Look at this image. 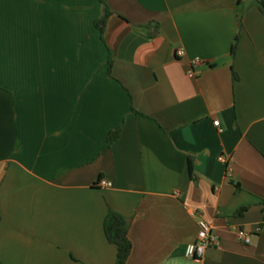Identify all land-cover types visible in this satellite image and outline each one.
Segmentation results:
<instances>
[{
    "label": "crops",
    "instance_id": "0c3cea01",
    "mask_svg": "<svg viewBox=\"0 0 264 264\" xmlns=\"http://www.w3.org/2000/svg\"><path fill=\"white\" fill-rule=\"evenodd\" d=\"M106 2L102 35L101 0H0V264H116L110 210L127 264H203L186 257L201 217L208 264H264L258 4Z\"/></svg>",
    "mask_w": 264,
    "mask_h": 264
},
{
    "label": "trees",
    "instance_id": "16d2710c",
    "mask_svg": "<svg viewBox=\"0 0 264 264\" xmlns=\"http://www.w3.org/2000/svg\"><path fill=\"white\" fill-rule=\"evenodd\" d=\"M105 4V13L101 19L96 21L97 27L100 29L102 35L105 32V28L107 25V21L109 17L112 14V11L110 10L106 0H101ZM258 7L260 11L264 14V0H257ZM238 41V40H237ZM238 44L237 42L234 44L232 53L235 54L237 51ZM110 63V70L113 64V57H110L109 60ZM121 134V128H117L109 134L108 138V143L105 148V151H108L113 143L120 137ZM190 173L191 176L194 177V167L192 163L190 164ZM246 208L240 210L237 215H242ZM1 220V216H0ZM104 227H105V233L107 235V238L109 241L112 243L116 244L118 247V255H117V262L116 264H127L132 250H133V242L130 238L129 235V230H130V221L129 219L114 211L110 210L109 213L106 216L105 222H104Z\"/></svg>",
    "mask_w": 264,
    "mask_h": 264
},
{
    "label": "built area",
    "instance_id": "2783aa9c",
    "mask_svg": "<svg viewBox=\"0 0 264 264\" xmlns=\"http://www.w3.org/2000/svg\"><path fill=\"white\" fill-rule=\"evenodd\" d=\"M177 54L178 56H184L185 51L183 49H179ZM201 62L202 60L200 58L194 60V64H199ZM214 123L217 127L220 128V130H222L220 120H215ZM98 184L102 187H109L112 185L111 182L106 180H100ZM198 224L200 228L198 237L196 241L191 242L187 245L186 257L190 259H196L202 261L203 264H208L207 250L210 247L218 246L220 244V240L214 234L211 223L207 221L205 218L203 217L199 218ZM238 237L241 241H244L246 243H251L252 241L251 236L243 230L239 231Z\"/></svg>",
    "mask_w": 264,
    "mask_h": 264
},
{
    "label": "rangeland",
    "instance_id": "374dc122",
    "mask_svg": "<svg viewBox=\"0 0 264 264\" xmlns=\"http://www.w3.org/2000/svg\"><path fill=\"white\" fill-rule=\"evenodd\" d=\"M252 3H257V0H251Z\"/></svg>",
    "mask_w": 264,
    "mask_h": 264
}]
</instances>
